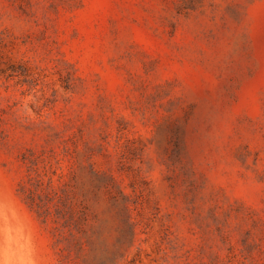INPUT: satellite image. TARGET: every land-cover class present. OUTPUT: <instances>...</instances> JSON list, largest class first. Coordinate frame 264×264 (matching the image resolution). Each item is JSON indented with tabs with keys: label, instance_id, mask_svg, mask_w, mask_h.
<instances>
[{
	"label": "rangeland",
	"instance_id": "374dc122",
	"mask_svg": "<svg viewBox=\"0 0 264 264\" xmlns=\"http://www.w3.org/2000/svg\"><path fill=\"white\" fill-rule=\"evenodd\" d=\"M0 264H264V0H0Z\"/></svg>",
	"mask_w": 264,
	"mask_h": 264
}]
</instances>
